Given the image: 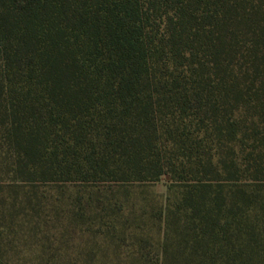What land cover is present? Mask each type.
<instances>
[{"label":"trees","instance_id":"trees-1","mask_svg":"<svg viewBox=\"0 0 264 264\" xmlns=\"http://www.w3.org/2000/svg\"><path fill=\"white\" fill-rule=\"evenodd\" d=\"M163 177L160 204L131 196ZM19 244L23 264H264V0H0Z\"/></svg>","mask_w":264,"mask_h":264},{"label":"rangeland","instance_id":"rangeland-1","mask_svg":"<svg viewBox=\"0 0 264 264\" xmlns=\"http://www.w3.org/2000/svg\"><path fill=\"white\" fill-rule=\"evenodd\" d=\"M169 184L166 177H163L161 180L151 184H136L129 186V188L133 199L139 201L148 198L160 204L165 199ZM103 187L105 189L110 188L109 184ZM17 250L20 252H17ZM23 254H26V251L22 244L17 245L13 249L2 245L0 248V264H23V260L21 259Z\"/></svg>","mask_w":264,"mask_h":264}]
</instances>
